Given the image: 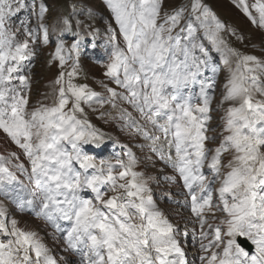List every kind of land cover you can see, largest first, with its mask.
Instances as JSON below:
<instances>
[{
	"label": "snow or ice",
	"instance_id": "obj_1",
	"mask_svg": "<svg viewBox=\"0 0 264 264\" xmlns=\"http://www.w3.org/2000/svg\"><path fill=\"white\" fill-rule=\"evenodd\" d=\"M106 3L123 47L109 27L111 53L104 75L127 95L103 86L113 98L119 96L136 108L152 127L151 133L143 127L138 130L150 141L151 151L178 174L166 179L183 181L188 190L183 207L200 229L202 264H264V82L259 75L264 74V62L227 45L221 36L226 26L203 0H189L163 14V0ZM235 3L264 28V0ZM28 8L25 0H0V132L27 158L30 174L22 163L15 167L27 174L35 190L22 184L6 186L19 183L6 166L19 156L10 153L7 160L0 156V195L12 199L21 211L38 204V217L55 231L66 232L65 251L78 253L81 264H188L178 240L181 234L188 235L187 229L181 233L158 208L143 174L133 170L137 161L132 153H126V162L117 159L113 164L98 161L85 150V145L99 146L104 137L82 107H91L97 93L86 83L74 82L82 71L77 44L65 48L57 41L52 54L60 69L53 81L55 102L29 110L33 45L38 32L43 33L44 45L49 36L43 5L38 13L32 9L37 27L25 23L18 36L8 26L11 18ZM193 19L228 66L218 105L228 104L219 140L208 134L216 132L210 121L219 69L209 50L197 42ZM181 21H186L183 26ZM71 53L77 57L66 70ZM192 85L199 86L197 96L191 94ZM217 182L214 200L209 185ZM26 192L31 198L25 199ZM61 221L70 226L62 228ZM238 238L254 246V251ZM60 261L67 264L63 256ZM60 261L36 232L18 227L0 205V264Z\"/></svg>",
	"mask_w": 264,
	"mask_h": 264
},
{
	"label": "rangeland",
	"instance_id": "obj_2",
	"mask_svg": "<svg viewBox=\"0 0 264 264\" xmlns=\"http://www.w3.org/2000/svg\"><path fill=\"white\" fill-rule=\"evenodd\" d=\"M203 2L209 6L216 17L226 26L221 36L229 47L243 54L255 56L261 62H264V28L254 24L236 6L235 0H203ZM247 2L251 5L256 0H247ZM25 3L29 6L28 10H22L17 16L11 18L8 26L18 36H20L25 23L29 27H37L38 21L32 9L34 8L35 12L38 13L40 6L43 5L45 8L43 23L48 28L49 36V43L44 45L42 43L43 33L38 32L36 44L33 45L36 49V55L28 70L31 84L29 110L33 107H39L41 104L52 106L55 102L54 88L56 86L53 81L60 69L58 61L52 60V54L55 52L57 41L63 42L65 48H70L72 44H77L82 71L74 82L77 84L86 83L92 91L97 93L91 107L87 105H82V107H84L85 117L104 137L99 146L85 145V150L89 154L94 155L98 161L100 159L110 160L113 164L116 163L117 159L126 162L128 159L126 153L130 151L137 161L133 170L142 173L148 187L155 192L152 198L156 204L159 202L157 204L158 208L169 221L180 229L181 233H183L185 228L187 229L188 235L184 236L181 234L178 239L188 244L189 238L191 236L194 238L196 254L189 257L190 264H202L199 258L204 255L200 251V229L198 224L194 223L195 217H192L190 211L183 207L188 191L182 187L183 181L177 179L175 183H172L166 179V177L178 176V174L164 161L160 160L157 154L151 151L150 141L145 140L142 132L138 130L143 127L151 133L153 132L152 127L147 125L145 118L136 108L127 101L120 99L119 96L113 98L103 86L107 85V87L115 89L117 93L127 95L125 90L119 88L110 78L104 75L106 70L104 65L108 62L111 53L109 27L115 31L117 40L123 47V37L119 34L118 25L115 23L114 15L106 0H25ZM188 3L189 0H163L162 14L164 11L170 12L180 4ZM252 14L257 16L254 10ZM159 22H162V20ZM185 22L181 21V26ZM193 24L198 27L199 22L193 19ZM68 27L72 31L64 30ZM176 31H179V29H176ZM233 33L235 34L233 35ZM196 37L197 42L203 44L209 50L213 63L219 69L215 77L216 91L211 103V107L214 109L211 113L213 119L210 121V127L215 128L216 132L208 133L216 136L217 140H219L220 132L222 131L221 117L224 115L223 109L227 108L228 104H224L220 108H218V105L222 98L221 94L224 91L223 84L228 73V66L223 63L221 53L213 48L203 28L198 27ZM62 54L69 55L67 52ZM76 57L77 53H71V59L66 65V70H70L72 60L76 59ZM50 61L51 63H49ZM205 75H211V73H205ZM259 75L261 81L264 82V74ZM198 92L199 86L192 85L191 94L197 96ZM257 98L261 99L259 96ZM100 100L104 102L102 104L95 102ZM208 146L215 147L211 143ZM66 147L70 150V146L66 145ZM10 153H15L19 156V160L12 159L11 163L6 165L16 175L19 183L14 182L12 185L6 186L18 188L22 184L29 191H34L35 185L29 181L27 174H22L15 167V165L22 163L30 174V164L27 158L23 156L19 148L10 142L3 132H0V156L7 160ZM76 167L78 168V165ZM203 171L209 175L211 180L209 169L205 168ZM209 186L213 189L215 200V189L219 187V183H210ZM23 195L25 199L31 198L27 192ZM86 198H91V195ZM177 201H179V204ZM0 205L7 209L9 219L14 218L18 221V227L26 231L36 232L58 261L63 256L67 264H81V258L78 253L65 251L66 232L55 231L43 219L38 217V204L33 208L25 207L21 211L17 203L12 199L0 195ZM217 216L222 218L223 214L217 213ZM208 219L209 222H212L210 216H208ZM60 223L64 229L70 226L64 221ZM60 264H65V262L60 261Z\"/></svg>",
	"mask_w": 264,
	"mask_h": 264
}]
</instances>
